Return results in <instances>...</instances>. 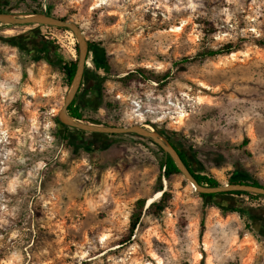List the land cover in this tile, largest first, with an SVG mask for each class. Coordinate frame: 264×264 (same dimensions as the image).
Returning <instances> with one entry per match:
<instances>
[{
    "label": "rangeland",
    "instance_id": "374dc122",
    "mask_svg": "<svg viewBox=\"0 0 264 264\" xmlns=\"http://www.w3.org/2000/svg\"><path fill=\"white\" fill-rule=\"evenodd\" d=\"M47 3L0 0V11L28 15ZM50 5L106 59L107 72L89 52L86 68L102 81L78 94L85 123L174 132L192 148L196 172L220 186L264 187V0ZM36 36L59 46L55 56L7 42ZM229 42L240 50L176 65ZM75 47L69 31L0 25V264H264V198H204L181 175L161 178L166 208L143 214L129 235L134 202L156 194L160 155L130 136L72 133L82 148L62 140L55 119L69 86L57 60H76ZM141 68L169 77L119 81Z\"/></svg>",
    "mask_w": 264,
    "mask_h": 264
},
{
    "label": "trees",
    "instance_id": "16d2710c",
    "mask_svg": "<svg viewBox=\"0 0 264 264\" xmlns=\"http://www.w3.org/2000/svg\"><path fill=\"white\" fill-rule=\"evenodd\" d=\"M50 1L51 0H48L47 9L44 13L48 16H53V15H51V11H50L51 10ZM28 11H29L28 14H41V13H43L40 6H38L37 8L31 9V10H28ZM0 12L17 13V11H13V10L12 11H0ZM61 19L67 20L66 18H61ZM37 27H45V28H49V29L53 28L56 30H63L60 28L47 27V26H37ZM36 38H37V36L34 38H31L30 40L23 39V38L22 39L11 38V39L7 40V42L15 43L16 46L19 48V50L22 51L23 53L46 54V55L52 53L53 56H55L56 50L59 48V46L55 42H47V41L43 40V38H41V39H39V38L36 39ZM259 45L262 46L263 43L259 42ZM88 47H89V52H91L93 57H94L93 64H94L95 68H97V69L102 68L105 72H107V69H106L107 63H106V59L104 57V54L100 53L99 50L96 48V45L92 42H88ZM75 50L77 53V47H75ZM238 50H240V45L238 43H233V42H229L227 44H224L217 49L204 48L202 51L198 52L193 58H188V57L182 58L179 62L176 63V65L191 63L194 61H203L205 59L216 58V57H220V56H227V55H230L231 53L236 52ZM46 58H47V56H46ZM57 61H58V66L60 67V70L63 73L68 86L70 87L73 80H74V77H75L77 59L64 61L61 58H58ZM92 75H93V77H92ZM168 77H169V73L156 75L150 70H146L144 68H141V69H137L134 72L128 74L124 78H121L119 81L124 83L125 81H131V80H137V81H149V80H151V81H154L158 84H163ZM101 81H102V78H100V76L95 75L88 68L85 69L79 90H78L77 94L75 95L72 103L67 108V113L71 118L85 122V120L83 119L82 112H81L82 103L77 100L78 94L81 91H86L89 89H97V88L99 89ZM55 123L57 125V130L59 132V135H61L60 137L62 138V140L68 141V145H70L73 148H76V147L78 148L79 146L82 148L85 146V145H82V146L79 145L77 142H75V140L70 138L72 133H80V134H84V133L77 131V130H74L70 127H66V126L62 125L56 119H55ZM96 125L105 126V125H100L99 123H97ZM112 127H115V126H112ZM165 133L174 136L179 141V143L183 146L184 150L178 151L179 156H180L181 160L184 162L185 166L189 169V171L191 172V174L193 175V177L195 178L196 182L199 185L207 186L210 188H215V187L220 186L219 182L214 177H212L208 174L198 173L194 170L193 163L189 159V155H188L189 153L192 152V148L190 146H185V144L182 143V140L180 138L176 137V134L174 132H170V131L166 130ZM96 136H98V135H96ZM113 136H116V135H113ZM120 136L136 137V138L142 139V140L152 144L155 147L157 153L160 155L159 168L161 170H163V173L161 175H159V177L157 179V186L155 188V193H158V192L162 193L159 200L157 202L156 201L152 202L148 207H146L147 201L145 199H139V200L135 201L133 204L131 214L129 216V235H132L135 228L140 223V220H141V217L143 214L154 215V216L159 215L166 208V198L168 196V193L166 191H163V185H162V179L161 178H164L168 182L173 175H180V173L177 170L174 163L172 162V160L169 157L165 158L163 150L161 148H159L158 146H156L155 144H153V142H151L150 140H146V139L141 138V137L134 135V134H127V135H120ZM247 142H248L247 139L244 140L242 142V146H245ZM229 184H246V185H251L254 187H263L262 185H260L256 181H251V182L232 181ZM222 195L247 196L249 198L261 197V196L255 195V194L243 193V192H229V193L220 194V196H222ZM201 196L204 198H209V199H213L216 197V195H201ZM219 208L222 210L227 209L223 204H220ZM230 211L238 212V213L247 212V210L243 209V208H231ZM203 228H204V221L202 220L201 221V230H203ZM203 259H204V257H202V260Z\"/></svg>",
    "mask_w": 264,
    "mask_h": 264
},
{
    "label": "water",
    "instance_id": "95a60500",
    "mask_svg": "<svg viewBox=\"0 0 264 264\" xmlns=\"http://www.w3.org/2000/svg\"><path fill=\"white\" fill-rule=\"evenodd\" d=\"M0 25L11 26H47L60 28L69 31L73 34L77 41V66L74 80L69 87L68 93L65 96L63 105L61 106L56 119L64 126L70 127L74 130L90 135H127L134 134L146 140H150L161 148L164 152L165 158L169 157L180 175L186 179L189 184L193 186L194 191L202 195H216L229 193V192H243L251 193L261 197H264V187H254L246 184H226L223 186L210 188L207 186L199 185L189 169L185 166L181 160L178 149L173 146L172 143L167 142L163 137L153 130H147L143 125H133L126 127H112V126H99L89 123H85L80 120L71 118L67 113V108L72 103L75 95L77 94L81 85L83 74L89 60V47L88 41L85 39L83 32L77 24L72 21L62 20L53 16H48L44 12L41 14H28L20 15L15 13L0 12ZM88 67V66H87ZM164 191V190H163ZM148 207V206H146Z\"/></svg>",
    "mask_w": 264,
    "mask_h": 264
},
{
    "label": "bare ground",
    "instance_id": "6f19581e",
    "mask_svg": "<svg viewBox=\"0 0 264 264\" xmlns=\"http://www.w3.org/2000/svg\"><path fill=\"white\" fill-rule=\"evenodd\" d=\"M145 129L147 130H153L151 126L149 125H143ZM190 186L192 187L193 189V186L190 184ZM161 192H158L156 194H154L150 199H148L147 203H146V206H149L152 202H154L157 198H159L161 196Z\"/></svg>",
    "mask_w": 264,
    "mask_h": 264
},
{
    "label": "flooded vegetation",
    "instance_id": "af4514ba",
    "mask_svg": "<svg viewBox=\"0 0 264 264\" xmlns=\"http://www.w3.org/2000/svg\"><path fill=\"white\" fill-rule=\"evenodd\" d=\"M162 136L164 137V139H165L167 142L172 143L173 146H174L175 148H177L178 150H180L179 147H178V145H177L179 141H178L174 136L169 135V134H167V133L162 134ZM104 144H105V143H104Z\"/></svg>",
    "mask_w": 264,
    "mask_h": 264
}]
</instances>
